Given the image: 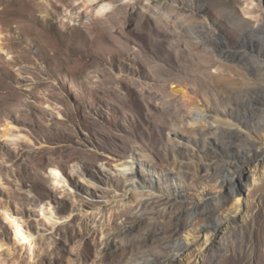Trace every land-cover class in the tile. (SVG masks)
<instances>
[{"label": "rangeland", "instance_id": "rangeland-1", "mask_svg": "<svg viewBox=\"0 0 264 264\" xmlns=\"http://www.w3.org/2000/svg\"><path fill=\"white\" fill-rule=\"evenodd\" d=\"M84 2L0 0V207L8 204L28 231L47 238L36 258L29 248L4 250L0 264H171L164 236L203 239L212 205H178L160 216L140 201L114 207L128 190L117 169L136 157L140 180L157 186L154 197L169 193L175 177L189 203L217 196L221 216L231 215L235 200L219 175L237 160L231 141L239 148L247 140L213 134L191 119L203 109L253 127L263 121L264 95L245 103L254 84L249 65L264 61V0H108L105 15ZM220 75L234 83L226 86ZM7 124L24 138H5ZM74 165L95 188L73 174ZM52 168L70 189L52 185ZM252 176L242 227L233 224L224 237L212 228L213 248H193L175 264H264L254 238L264 185ZM47 209L57 225L47 221ZM0 243L15 248L1 217Z\"/></svg>", "mask_w": 264, "mask_h": 264}, {"label": "bare ground", "instance_id": "bare-ground-1", "mask_svg": "<svg viewBox=\"0 0 264 264\" xmlns=\"http://www.w3.org/2000/svg\"><path fill=\"white\" fill-rule=\"evenodd\" d=\"M107 1L108 0H85L84 3L88 7V9L93 7L95 13L99 15H105L109 9L107 5ZM254 2L255 0H249L250 6H254ZM245 11L247 14L250 15L252 13L250 8H247ZM6 16H7L6 27L10 29L12 28L10 24L11 16L10 14H7ZM36 32L35 34H37ZM36 38H37L36 39L37 44L45 48L46 50L48 45L42 39L38 38V34ZM57 53L61 54L60 52ZM248 72L251 76L254 77V84L252 87L249 86L248 90L246 91L249 96V100L247 101L245 99L246 103L245 102L244 103L245 105L249 104L250 106H253V104H255L256 101L262 100L259 98V94L264 95V61L262 62L255 61L253 63H250ZM232 79L234 78L230 79L225 75H220V81L224 83L226 86H230L234 83L235 79L234 80ZM231 89L232 91H234V89L236 88L233 87ZM238 92H240V90ZM197 108L198 105L195 107V109L197 110ZM201 110L202 111L199 110L197 114H193L192 116L191 120L195 121V123L198 124L200 122H205L206 128H209L207 129L208 131L212 130L213 134L222 133L224 134V137H227L230 140L233 139L239 140L242 137H245L247 140V142H245V144H243L239 148H234L236 146V143L235 141H231L232 147L230 148V154L234 155V157H236L237 160L235 161V163L231 162L230 166H228L229 169L224 171L223 175L218 174L220 180L221 179L223 180L220 181L221 182L220 186L223 187V189L226 191L229 190L230 199L235 200L234 203L235 208L231 213V215L224 217L221 216V213L219 212L218 208L215 206V202L224 203V200H222V198L219 199L217 196L210 198L205 195L207 201L202 199L199 202L189 203L185 197L184 191L182 190V184L179 183L175 177H173V179L171 180L172 188L169 193L163 195V198L154 197V195L158 194L156 193L157 186L155 182L152 180L150 182L147 180L146 181L140 180V176L138 175V172H136L135 170L137 165L136 157H133L132 160L122 164L120 167H118L119 169H117L119 175L128 182V190L125 197H121L119 194L116 196L114 203H117V205L114 207L118 208L120 206H131V205L134 206L136 201L137 202L140 201L144 204V207L152 209V213H151L152 215L160 216V214H162L161 212L167 213L178 205H185L187 211H191L193 209L201 210L204 208L205 205L208 206L212 205V208L210 209L209 212L210 221L208 225L202 229L203 237H204L203 239L197 238L195 241L191 243L189 237H186L185 240L182 242L179 239L180 237L177 231L172 233V235L166 237L164 236V240H166L168 243H170L173 246V250L170 253V257H171L170 260H172L171 264H175L176 261H174V259H178L179 256L182 255L183 253H191L193 248H199L202 252L208 251L210 248H213L216 242L209 235L212 228L216 229L219 232V237L222 236L224 237L226 235V232L232 230L233 224H236V228L238 229L242 227L240 225V219L244 218L245 215L249 213V197L247 196L248 189H246V187L249 188L251 186L250 178L249 180L246 179L247 173L249 171L253 173L252 179L255 183H259V184L263 183L264 185V110L260 109V113L258 114V116L262 118L263 121H259V123H256L257 126L255 127L251 126L248 122H245L240 119L234 121L230 117H220V118L211 117L212 118L211 119L207 111L203 112V109ZM255 110L256 109H252L251 111L256 113ZM14 131L15 128L7 124L3 128L4 137L14 142H17L24 138L22 135L16 134ZM72 172L74 175L80 177L84 182H86V184L90 188L96 187L95 183L90 179H88L86 174L83 171H81L78 166L74 165ZM50 176L53 186L57 188L70 189L68 179L57 168H52L50 170ZM0 184H3V180L1 177H0ZM259 201L261 203H264V193L261 194ZM81 207L82 204L79 206V208H77L76 206V211L81 210ZM147 211L148 210L144 211L143 214L144 217H148ZM44 214L47 221H50L55 225L58 224L56 212L54 211V209H50V210L47 209L45 210ZM0 217L2 218L5 225L9 226L12 229L15 238V243H14L15 248L13 247L12 249L11 247H7L4 244L0 243V252L4 250L9 251L10 253L17 252L18 250L27 252L29 248L28 253L32 256L31 258L33 259L36 258L37 250L41 247L40 244L42 243V241L46 240L47 238L44 236H38L28 231L24 221L19 217H16L14 211L11 209V207L8 204H4L0 207ZM73 217L74 215L70 216L69 219H72ZM255 218L257 220V223L259 224L255 230V237H254L255 243H257V246L260 247L259 252L264 253V214L259 213L256 215ZM110 239L111 238L106 240V248L109 249L112 246ZM134 264H152V263L137 262Z\"/></svg>", "mask_w": 264, "mask_h": 264}]
</instances>
